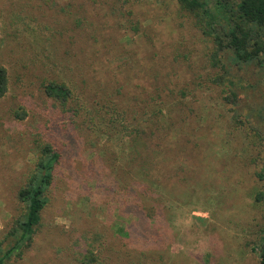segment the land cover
<instances>
[{"label": "rangeland", "instance_id": "obj_1", "mask_svg": "<svg viewBox=\"0 0 264 264\" xmlns=\"http://www.w3.org/2000/svg\"><path fill=\"white\" fill-rule=\"evenodd\" d=\"M181 14L187 13L177 0H0V66L10 82L0 99V235L19 214L18 187L37 144H55L62 154L42 226L18 264H81L88 250L124 245L126 219L146 226L137 203L126 205L121 178L104 160L115 162L117 155L106 153V135L94 126L102 120L97 129L104 128L102 118L126 109L130 120L133 112L142 117L159 107L169 113L167 101L176 120L190 118L187 140L203 130L204 182L159 203L151 223L161 234L158 249L168 250V264H260L264 198L257 204L256 197L264 194V181L256 172L262 164L249 166L252 151L242 134H230L220 93L192 91L198 76L207 78L213 45ZM51 84L70 89L65 105L49 95ZM243 100L264 106V79ZM110 146L118 148L115 140ZM184 150V140L171 146L168 176H193L195 160ZM106 255H99L103 264ZM109 263L118 264L116 256Z\"/></svg>", "mask_w": 264, "mask_h": 264}, {"label": "trees", "instance_id": "obj_2", "mask_svg": "<svg viewBox=\"0 0 264 264\" xmlns=\"http://www.w3.org/2000/svg\"><path fill=\"white\" fill-rule=\"evenodd\" d=\"M177 1L181 10L187 13L181 14L182 18L192 19L194 27L213 45L207 54L210 66L204 67L210 69L206 72L207 78L198 76L193 81L192 91L208 89L220 93L229 107L230 134L240 131L246 141L247 152L252 151L249 166L259 167L262 164L256 176L264 181V106L250 108V105L243 104V98L264 79V0ZM249 76H255L260 81L254 85L248 80ZM9 83L7 69L0 66V99L7 95ZM47 92L64 105L72 95L66 85L58 84L47 86ZM188 94L186 89L180 92L181 98H187ZM165 105L169 113L159 107L152 112H143L142 117L140 114L134 116L133 112L130 120L126 109L110 119L102 118L105 119L104 128L97 129L102 120L99 124L95 123L96 130L106 135V153L113 151L117 155L115 162L111 158L104 160L109 162L107 166L114 170V175L121 178L119 188L125 193L126 205L137 203L136 211L142 213L148 223L139 229L130 219H126L132 217L128 213L124 221L126 225L120 228L124 245L102 244L99 253L88 250L81 264H103L99 255L107 256L106 252L109 256L103 259L104 264H110L111 255L116 256L118 264H168L163 257L168 250L158 249L161 234L152 228L151 223L160 212L159 203L164 199L174 200V191L186 194L188 190L191 193L196 191L194 185L202 187L204 181L200 179L202 166L199 162L204 150L200 146L203 130L197 129L201 134L197 132L187 140L189 138L185 137L184 131L192 123L190 118L183 116L176 120L168 101ZM87 122L93 124V119ZM113 140L118 145L116 151L110 146ZM179 140H184V154L195 160L196 168L189 170L193 172V176H188L190 178L182 179L180 174L168 176L171 146ZM55 146L44 142L37 144L34 150L33 167L21 180L17 191L19 214L0 235V264H18L35 242L38 228L42 226L43 213L50 204L51 192L59 176L62 154ZM175 178H178L179 184L171 183ZM193 182L194 185H191ZM159 191L161 195L157 196ZM263 198V193L258 194L257 204ZM259 237L260 264H264L263 229Z\"/></svg>", "mask_w": 264, "mask_h": 264}]
</instances>
